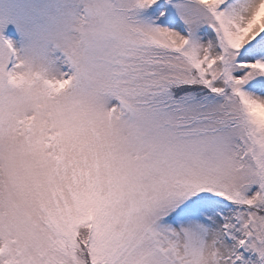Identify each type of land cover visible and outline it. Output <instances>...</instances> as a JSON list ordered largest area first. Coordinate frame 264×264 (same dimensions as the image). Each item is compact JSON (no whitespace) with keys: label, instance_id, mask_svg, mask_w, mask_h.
<instances>
[{"label":"snow or ice","instance_id":"obj_1","mask_svg":"<svg viewBox=\"0 0 264 264\" xmlns=\"http://www.w3.org/2000/svg\"><path fill=\"white\" fill-rule=\"evenodd\" d=\"M0 23V264H264V0H73L58 55Z\"/></svg>","mask_w":264,"mask_h":264},{"label":"rangeland","instance_id":"obj_2","mask_svg":"<svg viewBox=\"0 0 264 264\" xmlns=\"http://www.w3.org/2000/svg\"><path fill=\"white\" fill-rule=\"evenodd\" d=\"M73 0H0V23L3 33L12 24L22 38H12L16 49L27 56L58 55V21L61 11L70 8Z\"/></svg>","mask_w":264,"mask_h":264}]
</instances>
